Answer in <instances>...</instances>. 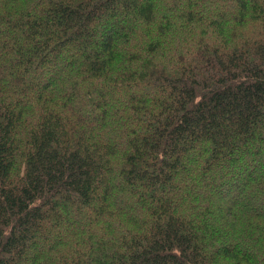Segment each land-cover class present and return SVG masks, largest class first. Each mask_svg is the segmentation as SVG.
<instances>
[{
    "label": "trees",
    "instance_id": "trees-1",
    "mask_svg": "<svg viewBox=\"0 0 264 264\" xmlns=\"http://www.w3.org/2000/svg\"><path fill=\"white\" fill-rule=\"evenodd\" d=\"M261 156L264 0H0V264H264Z\"/></svg>",
    "mask_w": 264,
    "mask_h": 264
},
{
    "label": "rangeland",
    "instance_id": "rangeland-1",
    "mask_svg": "<svg viewBox=\"0 0 264 264\" xmlns=\"http://www.w3.org/2000/svg\"><path fill=\"white\" fill-rule=\"evenodd\" d=\"M113 27V26H111ZM112 32H115V27H113V29L111 30ZM61 57H68V56H64V54H61ZM237 159H239V157H237ZM249 168L251 169L252 171V176L254 177V173H255V176H257V173H259L261 170H264V157L261 156L259 157V159L257 158L253 163H252V167L249 166ZM252 188H250L248 191H246L244 194H243V199L241 202L244 201V199L246 198L247 196V199L250 200L251 197L253 196L252 193H254V190H251ZM257 192V191H256ZM227 200V196H222V200L223 201H226ZM116 200V197L114 198V201ZM117 201V200H116ZM246 201V200H245ZM251 203L254 202V204H258L256 200H251L250 201Z\"/></svg>",
    "mask_w": 264,
    "mask_h": 264
}]
</instances>
